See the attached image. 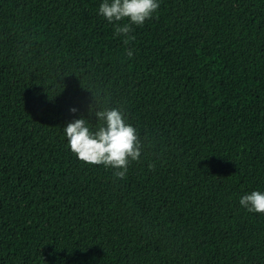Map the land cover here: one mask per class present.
Here are the masks:
<instances>
[{"label":"trees","instance_id":"obj_1","mask_svg":"<svg viewBox=\"0 0 264 264\" xmlns=\"http://www.w3.org/2000/svg\"><path fill=\"white\" fill-rule=\"evenodd\" d=\"M102 2L0 0V264H264L239 204L264 191V0H159L127 45ZM110 106L143 145L125 179L63 135Z\"/></svg>","mask_w":264,"mask_h":264},{"label":"clouds","instance_id":"obj_2","mask_svg":"<svg viewBox=\"0 0 264 264\" xmlns=\"http://www.w3.org/2000/svg\"><path fill=\"white\" fill-rule=\"evenodd\" d=\"M159 7V0H103L98 14L114 24V35L123 37V43L127 45L135 39L131 34L132 26H142L146 20L152 19ZM121 21L127 22L121 24ZM127 56L131 58L133 52L128 50ZM70 111L76 112L77 109ZM94 112L95 126L83 116L63 126L66 147L78 160L111 168L114 177L125 179L130 164L141 157L143 145L140 134L127 122L121 107H103ZM239 204L249 212L264 215V191L253 190L241 196Z\"/></svg>","mask_w":264,"mask_h":264}]
</instances>
